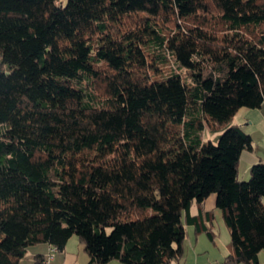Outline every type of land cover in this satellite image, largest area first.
<instances>
[{
  "label": "trees",
  "instance_id": "trees-1",
  "mask_svg": "<svg viewBox=\"0 0 264 264\" xmlns=\"http://www.w3.org/2000/svg\"><path fill=\"white\" fill-rule=\"evenodd\" d=\"M263 104L264 0H0V264L73 235L88 264H180L212 193L223 263L262 264L264 161L240 176L233 119Z\"/></svg>",
  "mask_w": 264,
  "mask_h": 264
},
{
  "label": "crops",
  "instance_id": "crops-1",
  "mask_svg": "<svg viewBox=\"0 0 264 264\" xmlns=\"http://www.w3.org/2000/svg\"><path fill=\"white\" fill-rule=\"evenodd\" d=\"M233 121L239 123L253 139V148L244 149L240 158L239 172L240 176L244 178L245 175L249 173L250 166L254 162L258 160L264 161V104L255 108L241 107L234 115ZM241 167L245 169L243 174L241 173ZM216 197V193L210 194L204 204L206 210H213L215 213L213 221V227L217 233L215 239L211 240L205 232L196 234L194 230V239L190 238V236H192L191 234L186 237L188 242L187 240L184 242L185 252L180 264H224L223 260L230 252L228 244L230 238L224 244H220L218 241L219 232L215 227V221H217V215L219 214L217 211H219V209L216 207ZM197 211L198 207L194 204L191 208V212L196 213ZM220 216L222 217V214ZM188 226L191 225L188 224ZM192 227L194 226L192 225ZM227 230H229L228 227ZM75 236L76 235H73L69 238L64 249H57L53 252V257L48 264H88V253L78 237ZM53 246L54 245L46 242L30 245L19 263L35 264V258L38 255H42L46 259L47 255L53 251ZM259 260L264 264V250L260 251ZM106 264L126 263L118 259H112Z\"/></svg>",
  "mask_w": 264,
  "mask_h": 264
},
{
  "label": "rangeland",
  "instance_id": "rangeland-1",
  "mask_svg": "<svg viewBox=\"0 0 264 264\" xmlns=\"http://www.w3.org/2000/svg\"><path fill=\"white\" fill-rule=\"evenodd\" d=\"M163 69H164V74L165 75L171 74L172 69H174V71H179V72L182 73V75L184 76L185 80L189 84H191V85L193 84V79H192L191 71H189V70H187L185 68H180L174 62H168V63H166V65L163 66ZM219 133H220V131L211 132L210 125L207 123L205 125V129L202 130L201 135H202V139H203L204 142H208L209 140H212L214 142H217V140H218V134ZM244 170H245L244 167H241V173L242 174H243ZM242 176H244V175H242ZM248 177H249V173H247L244 178H248ZM217 212L219 214L217 215V221H215V227L217 228V231L219 232V234H218V241H219L220 244H224L230 238V236H229V230H227V225L225 224L223 218L220 216L221 215L220 210L217 211ZM187 227H188L187 236H189V234H191L192 236H190V238L194 239V227H192V225L191 226H188L187 225ZM186 240L187 239H185V242H186ZM187 242H188V240H187Z\"/></svg>",
  "mask_w": 264,
  "mask_h": 264
},
{
  "label": "built area",
  "instance_id": "built-area-1",
  "mask_svg": "<svg viewBox=\"0 0 264 264\" xmlns=\"http://www.w3.org/2000/svg\"><path fill=\"white\" fill-rule=\"evenodd\" d=\"M58 248L56 247V246H53V251H51L48 255H47V257H46V259H45V264L47 263H49L50 262V260L52 259V257H53V252L54 251H56Z\"/></svg>",
  "mask_w": 264,
  "mask_h": 264
}]
</instances>
